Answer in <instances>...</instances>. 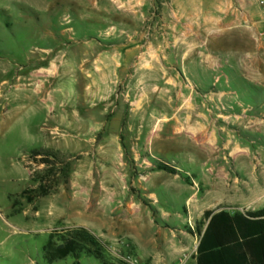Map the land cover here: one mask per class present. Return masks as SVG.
Instances as JSON below:
<instances>
[{
    "label": "rangeland",
    "instance_id": "374dc122",
    "mask_svg": "<svg viewBox=\"0 0 264 264\" xmlns=\"http://www.w3.org/2000/svg\"><path fill=\"white\" fill-rule=\"evenodd\" d=\"M213 84L212 142L165 126ZM213 157L208 209L198 164ZM262 158L256 0H0V264H49L50 235L77 228L107 264H197L207 210L264 207Z\"/></svg>",
    "mask_w": 264,
    "mask_h": 264
},
{
    "label": "trees",
    "instance_id": "16d2710c",
    "mask_svg": "<svg viewBox=\"0 0 264 264\" xmlns=\"http://www.w3.org/2000/svg\"><path fill=\"white\" fill-rule=\"evenodd\" d=\"M204 217L208 222L197 248V264H264V207L234 213L207 210ZM44 251L49 264L82 252L107 264L99 240L84 228L67 230L59 242L51 234Z\"/></svg>",
    "mask_w": 264,
    "mask_h": 264
},
{
    "label": "crops",
    "instance_id": "0c3cea01",
    "mask_svg": "<svg viewBox=\"0 0 264 264\" xmlns=\"http://www.w3.org/2000/svg\"><path fill=\"white\" fill-rule=\"evenodd\" d=\"M196 67L197 73L194 75L195 83L197 80L202 81L204 75L206 78L209 73L214 72V59L212 58L209 64L198 63ZM178 96L179 98L182 97L183 92H180ZM205 96L207 99L209 98L210 101L202 99ZM199 98L201 99L200 102ZM206 103L214 106V84L211 88L203 91H192L190 93V100L186 99L184 104L178 107L177 112L167 118L168 120L165 122V126L177 130L179 134H183L184 129H190L192 130V133L200 131V136L204 142H212V136L209 135L208 132L214 130V119L212 118L213 114L206 112ZM147 127L155 130V122L148 124ZM238 149H240V145H238V147L235 146L234 151H237ZM238 153L239 152H236V156L232 157L235 167H238V165L240 166L241 162L240 155H237ZM198 166L200 168L198 175L200 176L202 187H205L206 193L210 194V200L207 201L206 208H214V157L210 159H202ZM221 172L222 170L218 168L215 175L219 177L222 175ZM153 262L155 264H171L167 257H155Z\"/></svg>",
    "mask_w": 264,
    "mask_h": 264
},
{
    "label": "built area",
    "instance_id": "2783aa9c",
    "mask_svg": "<svg viewBox=\"0 0 264 264\" xmlns=\"http://www.w3.org/2000/svg\"><path fill=\"white\" fill-rule=\"evenodd\" d=\"M259 6L263 9L264 11V0H256Z\"/></svg>",
    "mask_w": 264,
    "mask_h": 264
},
{
    "label": "bare ground",
    "instance_id": "6f19581e",
    "mask_svg": "<svg viewBox=\"0 0 264 264\" xmlns=\"http://www.w3.org/2000/svg\"><path fill=\"white\" fill-rule=\"evenodd\" d=\"M22 79H23V78H19L18 81H22ZM20 87H21V85H20ZM20 87H17V88H20ZM24 88L27 89V87H24ZM27 90H28V89H27ZM35 92H36L38 95H39L40 93H42V92L39 93V90H35Z\"/></svg>",
    "mask_w": 264,
    "mask_h": 264
}]
</instances>
